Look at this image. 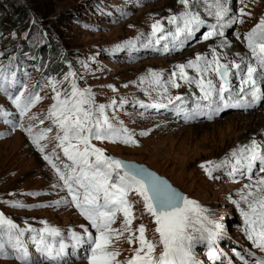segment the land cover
I'll use <instances>...</instances> for the list:
<instances>
[{
	"label": "rangeland",
	"instance_id": "374dc122",
	"mask_svg": "<svg viewBox=\"0 0 264 264\" xmlns=\"http://www.w3.org/2000/svg\"><path fill=\"white\" fill-rule=\"evenodd\" d=\"M233 1L236 9L244 6ZM245 4V11L251 15L243 17L245 22L236 30L241 36L264 16V0H245ZM201 7L204 5L199 6V11ZM183 10L178 0H0V66L11 64L18 79L23 81L25 95L39 82V95L42 97L27 115L20 118L15 106L0 92V110L10 113L8 119L17 124L16 127L5 124V116L0 115V213L21 228L30 225L40 229L44 226L41 222L46 221L48 226L60 230L62 238H67L72 230L81 232V225H87L74 207L56 206V201L69 197L59 186L61 182L55 170L43 159L44 155L55 152L53 159L57 166L63 169L64 164L70 163L57 148L58 142L54 139L56 129L46 119L53 103V93L45 85L49 78L62 80L63 75L72 70L77 73L81 88H91L96 104L107 106L113 100L117 101L115 108L106 109L107 114L117 126L122 122L137 141L136 144L125 145L93 140L96 147L116 159L147 166L166 178L183 195L198 202L206 209L204 215L223 229V239L217 245L227 254L232 252L237 242L249 245L243 234V218L233 203L240 201V192L249 181L228 182V170L216 171L213 176L217 178H210L200 165L205 161L223 160L233 149L249 143L252 138L264 141V134L259 136L257 130L258 133L244 137L248 114L223 116L232 115L233 121L241 124L239 127L227 129L225 120L212 124L221 119L215 118L208 122L212 124L210 127L192 128L193 124L177 123L139 107L141 102L167 101L166 96L158 94L162 89L147 82L141 83L142 77H148L150 71H154L167 81L175 65L194 59L197 53L210 54V48L219 43L215 38L211 43L197 44L171 57L144 53L149 48L144 45L150 38L152 23ZM201 15L204 19H212L206 13L201 12ZM164 23L166 28L169 27L166 20ZM229 34L230 31L226 30L230 38ZM128 41H135L136 48H124ZM231 42L236 52L245 50L233 32ZM189 74L194 75L192 70ZM63 87H67V82ZM196 91L194 85L182 82L180 88H169L172 96ZM19 124L23 128L31 125L34 132L53 128L41 141L45 146L44 153L37 150ZM129 200L133 203L135 216L131 225L133 231L144 225L147 238L158 240L153 218L144 211L142 200L135 193L129 195ZM11 202H19L24 207H12ZM240 207L246 205L241 202ZM122 221V215L118 216L113 227L119 228ZM24 239L32 258L39 259L33 242ZM201 245L195 246L196 256H202L199 252ZM135 247L138 245L127 243L125 234L113 242L112 250L120 252L118 260L126 261L133 255ZM162 251L163 248L158 246L155 255L158 257ZM0 264H21V261L13 256L0 257ZM71 264H87V259H77Z\"/></svg>",
	"mask_w": 264,
	"mask_h": 264
},
{
	"label": "snow or ice",
	"instance_id": "6c2138e0",
	"mask_svg": "<svg viewBox=\"0 0 264 264\" xmlns=\"http://www.w3.org/2000/svg\"><path fill=\"white\" fill-rule=\"evenodd\" d=\"M178 2L184 10L155 20L145 47L161 45L164 41L163 50L168 52L183 49L193 40L222 39L210 48V54L197 53L194 59L175 65L167 81H163L160 74L150 71L148 77L141 78V83L147 82L162 89L158 94L167 98V105L162 106H173L177 114L183 112L186 122L201 116L211 119L226 109L247 108L264 101V16L243 36L233 32L249 55L236 53L237 59H229L227 54L221 56L217 49L230 48L226 30L243 24V17L251 15L245 11V0H236L244 5L236 10L231 7V0ZM200 5H204V13L214 22L210 23L202 17L198 10ZM123 47L135 49L136 42L128 41ZM189 70L194 75H190ZM65 82L67 87H63ZM181 82L194 85L199 92V96L193 93L196 103L190 110L181 107L185 104L183 95L172 96L169 93V88H180ZM45 86L50 87L53 93V103L46 119L56 129L54 139L58 142L57 148L70 162L62 169L54 162L55 152L43 156L55 170L61 182L59 186L66 190L69 197L55 204L74 207L87 225H81V232L70 231L66 240L59 229L48 226L46 221L41 222L44 226L40 229L30 225L21 228L0 213V257L13 256L21 264H69L71 250L87 245V264H198L194 256L196 245L206 244L215 249L217 242L223 239V229L204 215L206 209L198 202L181 194L153 172L106 155L102 148L92 143L93 140L125 145L137 143L122 122L117 126L107 114L106 109L115 108L117 101L113 100L107 106L96 104L91 88H81L77 73L72 70L64 74L62 80L49 78ZM39 88L38 82L34 90L25 95L23 81L18 79L17 71L12 69L11 64L0 66V92L15 106L20 118L42 99ZM9 89L15 91L10 92ZM144 106L141 102V107ZM0 115L7 117L11 114L0 110ZM4 122L17 126L7 119ZM19 126L37 150L44 153L45 146L41 141L53 128L34 132L31 125L27 128H23L22 124ZM200 167L210 178H217L213 176L216 171L228 170L233 179L246 178L249 181L240 192V201L233 203L243 218L244 235L253 247L264 252V175L254 179L255 173L264 174V141L252 138L249 143L233 149L223 160L205 161ZM131 193L142 200L144 211L153 218L158 240L147 238L144 225L133 231L131 225L135 216L133 203L129 200ZM241 202L246 207H240ZM11 206L24 207L19 202H11ZM120 215L123 217L121 226L113 227ZM197 224L199 227H195ZM125 234L127 243L137 244L138 247L133 249L130 259L120 261V252L113 251L112 245ZM24 238L33 242L39 259L32 258ZM158 246L163 251L157 257L155 250ZM236 256L242 264H249V260L240 253L237 252ZM252 264H264V257H253Z\"/></svg>",
	"mask_w": 264,
	"mask_h": 264
},
{
	"label": "bare ground",
	"instance_id": "6f19581e",
	"mask_svg": "<svg viewBox=\"0 0 264 264\" xmlns=\"http://www.w3.org/2000/svg\"><path fill=\"white\" fill-rule=\"evenodd\" d=\"M171 3V2H170ZM168 4V3H167ZM170 6V5H169ZM202 8V7H201ZM200 11L202 13H204L203 11V8L200 9ZM205 14V13H204ZM207 20V19H206ZM222 38H217V40H221ZM227 39L230 41L231 43V47L230 48H226V49H220L218 52H220L221 56H223L224 54H227L228 58L229 59H237L236 57V53H240L241 55H244L246 56L248 54L247 50H243V49H239L238 52H236L233 48V42H231V39L229 37H227ZM217 42V41H216ZM264 110V109H263ZM262 109L261 110H258V111H255L253 113H248V120L245 121V124H244V128L246 129V133L244 134V137L247 136L248 134H253V133H258L257 130H259V133L258 135L261 136L263 135V130H264V111ZM225 114V113H224ZM223 114V115H224ZM229 114V113H228ZM230 114H233V115H238V114H234L233 112H230ZM225 116V115H224ZM244 116V115H243ZM233 116H226V117H221V119L219 120H216V121H213V123H222L223 120L227 121L228 122V126H227V129H229L230 127L232 126H240L241 124L240 123H236L235 121H233ZM242 120V119H241ZM244 123V122H243ZM211 123H208V122H199V123H194L192 125V128H195V127H210L212 125ZM174 125V124H173ZM201 126V127H200ZM263 128V129H262ZM205 129V128H204ZM223 128L220 129V132ZM262 129V130H261ZM198 131V130H197ZM244 132V131H243ZM242 132V133H243ZM257 135V136H258ZM250 139V138H249ZM258 139V138H257ZM247 141V140H246Z\"/></svg>",
	"mask_w": 264,
	"mask_h": 264
},
{
	"label": "water",
	"instance_id": "95a60500",
	"mask_svg": "<svg viewBox=\"0 0 264 264\" xmlns=\"http://www.w3.org/2000/svg\"><path fill=\"white\" fill-rule=\"evenodd\" d=\"M114 158H116V157H114ZM120 160H122V159H120ZM122 161H124V162H126V163H129V164H134V165H136L137 167H142V168H145V169H147V170H149V171H151V172H153L155 175H157L158 177H160L161 179H163V180H165V181H167L173 188H175L177 191H178V189L176 188V187H174L166 178H164V177H162V176H160L158 173H156V172H154V171H152V170H150L147 166H145V165H143V164H140V163H137V162H135V161H127V160H122ZM179 192V191H178ZM181 193V192H180ZM182 194V193H181Z\"/></svg>",
	"mask_w": 264,
	"mask_h": 264
}]
</instances>
